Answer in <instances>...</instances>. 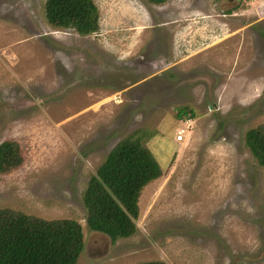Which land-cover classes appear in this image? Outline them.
<instances>
[{
	"label": "rangeland",
	"instance_id": "obj_1",
	"mask_svg": "<svg viewBox=\"0 0 264 264\" xmlns=\"http://www.w3.org/2000/svg\"><path fill=\"white\" fill-rule=\"evenodd\" d=\"M94 2L81 36L49 26L45 0H0V143L23 157L0 209L77 221V264H264V169L244 140L264 122V0ZM136 132L161 176L112 242L82 195Z\"/></svg>",
	"mask_w": 264,
	"mask_h": 264
},
{
	"label": "trees",
	"instance_id": "obj_2",
	"mask_svg": "<svg viewBox=\"0 0 264 264\" xmlns=\"http://www.w3.org/2000/svg\"><path fill=\"white\" fill-rule=\"evenodd\" d=\"M161 5L167 0H146ZM47 24L72 29L81 36L99 29L94 0H45ZM184 108L179 110L177 117ZM193 115H188L192 118ZM141 135L126 137L105 156L87 182L82 195L86 225L109 236L112 242L136 232L138 200L142 189L161 176V169L143 145ZM245 146L264 169V122L245 132ZM23 162L17 142L0 143V173L18 168ZM84 241L81 225L74 219H53L0 209V264H77ZM139 264H165L149 261Z\"/></svg>",
	"mask_w": 264,
	"mask_h": 264
}]
</instances>
